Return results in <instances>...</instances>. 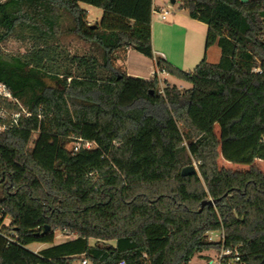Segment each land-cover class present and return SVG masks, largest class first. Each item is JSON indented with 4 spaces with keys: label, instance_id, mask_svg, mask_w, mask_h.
Segmentation results:
<instances>
[{
    "label": "trees",
    "instance_id": "obj_1",
    "mask_svg": "<svg viewBox=\"0 0 264 264\" xmlns=\"http://www.w3.org/2000/svg\"><path fill=\"white\" fill-rule=\"evenodd\" d=\"M152 1L0 2V83L31 114L0 132V264H188L217 247L206 239L217 231L248 264L264 262V175L217 165L219 149L231 163L264 160V0H181L207 26L205 49L220 51L191 71L154 58ZM67 37L87 53L71 54ZM10 39L30 48L5 54ZM125 49L190 88L127 77ZM75 139L96 147L73 154ZM192 161L198 172L182 176ZM55 231L75 238L52 245Z\"/></svg>",
    "mask_w": 264,
    "mask_h": 264
},
{
    "label": "crops",
    "instance_id": "obj_2",
    "mask_svg": "<svg viewBox=\"0 0 264 264\" xmlns=\"http://www.w3.org/2000/svg\"><path fill=\"white\" fill-rule=\"evenodd\" d=\"M168 1L171 2V0H153L152 9L156 11L166 9L169 6ZM171 5L173 7H170L166 20L161 21L157 16L151 15V47L154 58H163L182 71L193 70L203 59L208 63H217L220 58L217 46L213 45L205 49L206 24L191 18L181 0H174ZM121 65L127 77L142 80L151 79L155 70L154 59L147 58L132 49L124 50ZM159 77L178 89H188L183 85L184 82L166 73ZM258 161L264 162L260 159Z\"/></svg>",
    "mask_w": 264,
    "mask_h": 264
},
{
    "label": "rangeland",
    "instance_id": "obj_3",
    "mask_svg": "<svg viewBox=\"0 0 264 264\" xmlns=\"http://www.w3.org/2000/svg\"><path fill=\"white\" fill-rule=\"evenodd\" d=\"M2 1L3 0H0V2H2ZM168 5L170 7H173V5H171V3L169 1H168ZM81 8L88 11V13H87L88 16L86 19L88 24L94 25L95 23L99 22V20L102 16V11L100 9L86 5V4H81ZM63 43H64V46L67 48V50L71 54L83 55V54L87 53V51H88V47L86 45L82 44L81 42H79L78 40H76L72 37L65 38L63 40ZM29 48H30V45L28 43L18 41V40H14V39H10V40L6 41L5 43L1 44V50L5 54H11V55L23 54L26 51H28ZM120 56L122 58L123 54H120L119 58H120ZM121 63H122V60H120V62L119 61L116 62V65H120ZM120 67H122V66H120ZM169 80L172 81V79H169ZM183 85L186 86V88L190 87V85H188L187 83H183ZM167 86H173V85L170 84L168 81H165V82L161 81V83L158 84L157 89H158V91H162ZM1 106H4V105H1ZM11 109L13 111L16 110L14 108H8V111H10ZM213 131H214L215 135L217 136V138L219 139L221 137V131H222L219 123H215L213 125ZM35 137H36V134L33 133L29 143L26 146L27 149H30L32 147V142L35 139ZM73 145L74 144L72 142L67 143L65 146L67 151L71 152ZM217 165H218V168L220 170L228 173V175L243 174L244 172L250 170L251 168H255V169L259 170L264 175V162L258 161V159H254L251 162V164L240 163V162L231 163L230 161L223 159L220 149L218 151ZM189 166H193L196 173L198 172L196 162L192 161V164ZM0 194H1V189H0ZM9 223H10V221L8 219H5L3 222V224L5 226H8ZM74 238H75V235L68 232V231H55L54 243L52 245H57V244H60L62 242H65V241L72 240ZM95 243H96V240H94V239L89 240L90 245H94ZM107 244H113V242L110 241V242H107ZM52 245L33 243V244L28 245L26 247V249L31 251V252L37 253L40 250H42L44 248H48ZM197 255L198 254H196L190 260L189 264H201V262H199L196 259ZM72 264H81L80 259L74 260L72 262ZM254 264H264V262L255 261Z\"/></svg>",
    "mask_w": 264,
    "mask_h": 264
},
{
    "label": "built area",
    "instance_id": "obj_4",
    "mask_svg": "<svg viewBox=\"0 0 264 264\" xmlns=\"http://www.w3.org/2000/svg\"><path fill=\"white\" fill-rule=\"evenodd\" d=\"M169 13L170 6H168L166 9H162L161 11H156L154 9L151 11V15L157 16L161 21L166 20ZM254 71L260 73L259 69H255ZM164 73V71L155 68V70L152 72L151 79H155L158 84L161 83V81L165 82L159 77ZM159 93H162V91H159ZM0 99L5 100L7 103H12L18 107L15 111L12 109L8 111L7 107L0 106V132L19 128L20 119L29 118L31 116V114L27 112L17 100L10 96L6 87L1 83ZM37 117L40 118V116ZM72 143L74 144L71 150L73 154L77 153L81 149L90 150L96 147L94 142L83 141L82 139H75V141ZM206 239L209 243H213L217 247L199 253L196 256V259L201 262V264H248V262L243 258L239 247H225V236L223 231L209 232L206 234ZM81 264H87V262L81 261ZM120 264H124V262H121Z\"/></svg>",
    "mask_w": 264,
    "mask_h": 264
},
{
    "label": "water",
    "instance_id": "obj_5",
    "mask_svg": "<svg viewBox=\"0 0 264 264\" xmlns=\"http://www.w3.org/2000/svg\"><path fill=\"white\" fill-rule=\"evenodd\" d=\"M247 1L248 0H240L241 3H246ZM170 3L173 4L174 0H171ZM193 173H196V171H195L193 166H187V167L183 168L182 171H181V175L182 176H187V175H190V174H193ZM46 230H48V227H45V231Z\"/></svg>",
    "mask_w": 264,
    "mask_h": 264
}]
</instances>
